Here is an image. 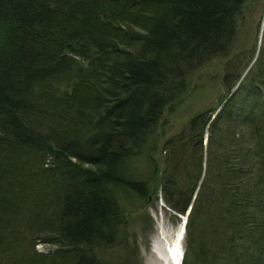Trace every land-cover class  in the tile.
<instances>
[{"label": "trees", "instance_id": "16d2710c", "mask_svg": "<svg viewBox=\"0 0 264 264\" xmlns=\"http://www.w3.org/2000/svg\"><path fill=\"white\" fill-rule=\"evenodd\" d=\"M245 1L0 0V264H141L128 215L156 190L190 206L182 264H264V24L229 56ZM220 56L218 104L158 177L165 109Z\"/></svg>", "mask_w": 264, "mask_h": 264}, {"label": "rangeland", "instance_id": "374dc122", "mask_svg": "<svg viewBox=\"0 0 264 264\" xmlns=\"http://www.w3.org/2000/svg\"><path fill=\"white\" fill-rule=\"evenodd\" d=\"M239 16L236 41L229 56L242 53L245 59L249 58L251 52H256L261 42L264 0H246ZM229 56L214 57L188 73L185 78V89L179 102L172 109H165L156 131L157 149L153 153L158 162V177L163 168V152L161 150L163 140L177 132L197 112L218 104L224 92L221 84L222 66ZM179 221V214L170 211L162 204L159 190H156L140 208L128 215L127 235L130 240V237L135 238L138 244L141 264H149L151 242L157 230L163 227L165 231L172 233L177 228ZM37 247L45 248L44 245ZM184 251L185 238L183 255Z\"/></svg>", "mask_w": 264, "mask_h": 264}, {"label": "bare ground", "instance_id": "6f19581e", "mask_svg": "<svg viewBox=\"0 0 264 264\" xmlns=\"http://www.w3.org/2000/svg\"><path fill=\"white\" fill-rule=\"evenodd\" d=\"M180 216L177 228L172 232L159 228L151 242L149 264H182L183 256V220Z\"/></svg>", "mask_w": 264, "mask_h": 264}, {"label": "water", "instance_id": "95a60500", "mask_svg": "<svg viewBox=\"0 0 264 264\" xmlns=\"http://www.w3.org/2000/svg\"><path fill=\"white\" fill-rule=\"evenodd\" d=\"M161 201H162V200H161ZM189 209H190V206H189V208H188L187 211H186V215L188 214ZM179 216H180V215H179ZM185 224H186V216H185V218H184V220H183V231H185Z\"/></svg>", "mask_w": 264, "mask_h": 264}]
</instances>
